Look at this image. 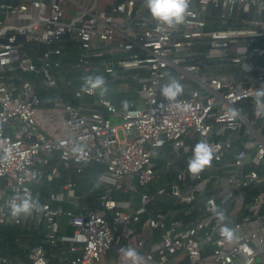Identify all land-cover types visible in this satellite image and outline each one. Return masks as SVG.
Here are the masks:
<instances>
[{
    "label": "built area",
    "instance_id": "2783aa9c",
    "mask_svg": "<svg viewBox=\"0 0 264 264\" xmlns=\"http://www.w3.org/2000/svg\"><path fill=\"white\" fill-rule=\"evenodd\" d=\"M68 1L77 11L70 19ZM7 6L11 10L0 16V224L31 222L43 231L42 242L31 247V263L49 264L48 248L67 241L68 264H100L110 250L117 264H131L120 252L127 247L143 264H166L178 255L188 264H259L264 190L251 201L247 190L264 183V134L239 103L256 116L264 112L254 99L264 90V0H189L185 21L175 28L153 18L146 0H93L89 6L77 0H19ZM10 14L24 22L11 21ZM62 41L80 50L67 65L65 49L56 45ZM23 42L48 47L33 54L21 49ZM64 68L76 73L64 85L72 87L76 104L58 91ZM102 71L112 81L136 83L139 98L116 104L85 83ZM183 75L190 78L181 83L186 94L167 101L161 87ZM42 92L53 104L44 103ZM86 97L94 98L92 108L83 103ZM200 141L212 149L211 167L195 176L180 167L171 185L153 193L139 189L173 164L169 159L158 167L154 157L168 152L192 157ZM55 159L77 171L92 159L106 164L96 180L103 186L96 202L84 204L72 180L42 196L46 181L60 175ZM209 180L214 185L200 218L185 223L159 212L139 233L150 201L192 203ZM113 189L129 193L127 201L114 199ZM18 194L30 195L39 208L13 216ZM133 195L139 196L137 208L131 207ZM238 204L239 218L227 217V206ZM213 208L226 220L219 221ZM62 216L72 235L61 233ZM225 226L231 239L221 234ZM0 262L14 260L0 257Z\"/></svg>",
    "mask_w": 264,
    "mask_h": 264
},
{
    "label": "trees",
    "instance_id": "16d2710c",
    "mask_svg": "<svg viewBox=\"0 0 264 264\" xmlns=\"http://www.w3.org/2000/svg\"><path fill=\"white\" fill-rule=\"evenodd\" d=\"M56 45H61L64 49H67L68 47L67 42L66 44L59 43ZM21 46L22 50H28L30 53L36 54L42 52L48 47L45 43L35 42H23ZM63 63L65 65V60H63ZM24 76L27 78L32 77V75L29 73H24ZM75 76V72L70 71L68 68H64V74L60 75L58 78V91H60L59 93L61 94L63 100L69 101L74 104L78 103V100L72 97V87L68 86L67 88H65L64 85L68 80L74 78ZM93 76H103L105 80L109 78V74L104 71L95 72L93 73ZM42 95H44V97L46 98L44 100L45 104H53L54 100L51 95H47L46 92H42ZM103 95L106 97L109 95L108 89ZM239 106L248 111V115L250 118L256 119V122L254 124L256 126H260L264 134V115H261L259 117L256 116L255 112L248 110L247 103H239ZM58 152L59 151H57V153ZM169 158L172 159L173 164L167 169V171L161 172L158 176H155L153 180L145 187L138 185L139 189H144L149 193H153L157 188L163 185H171L175 180L176 171L178 168H188V165L184 164V161L182 162V160L173 159V155H167L165 157H162V155H158L153 158V161L156 163V166L161 167ZM54 163L58 164L60 168V175L53 178L52 180L46 181L45 190H42L43 197L47 194V191H59L69 180H72L76 183L77 192L83 196V201L89 200L91 202H95L99 195H101L103 186L99 183L97 184L95 178L106 171L107 166L105 163L92 159L82 164L81 171H77L75 168L66 169L61 162H57V159H55ZM91 188H94V190L91 191ZM261 190H264V183L261 186H253L249 188L247 190V194L250 199L249 201H251L253 197L256 196ZM111 196L116 200H122L128 199L129 193L124 192L122 189H113ZM207 196L208 193L205 192L198 196V198L192 203L175 202V200L173 199L165 201L162 198H155L147 204L145 210L142 212L139 225L145 223L146 219L149 216H155L159 212L163 214H170L171 218L181 220L185 223L200 218L203 215L202 207ZM62 205L66 208H70L69 205L65 202L62 203ZM61 226L62 234H73V227L68 223L67 218L62 220ZM42 240L43 235L41 233V230L36 228L31 222H25L21 225L0 224V257L13 259V264H32L29 258L31 247L34 244L41 243ZM68 243L69 242L67 241L58 242L59 246H61L62 248H66L64 249L65 251L69 249ZM48 250L50 258L49 264H68L67 261L61 262L60 258L56 257V253L60 252L59 247L54 246L51 249L48 248ZM68 253L70 252L68 251ZM0 264L3 263L0 262ZM182 264H188V259H183Z\"/></svg>",
    "mask_w": 264,
    "mask_h": 264
},
{
    "label": "clouds",
    "instance_id": "9594fccd",
    "mask_svg": "<svg viewBox=\"0 0 264 264\" xmlns=\"http://www.w3.org/2000/svg\"><path fill=\"white\" fill-rule=\"evenodd\" d=\"M146 5L153 18L169 28H175L185 21L189 0H146ZM85 83L90 84L92 88L101 89V95L107 91L103 76L87 77ZM160 90L162 96L169 102L175 101L178 96L183 94V86L175 79H171ZM262 98H264V90L258 91L254 97L258 105L264 104ZM235 114L233 112V115ZM261 115H264V112H257L258 117ZM212 159L213 152L210 145L205 141L198 142L194 148L193 156L188 161L189 172L194 176L198 175L206 167H211ZM15 199L19 202L11 205L13 216L31 214L33 208H39L38 201L33 202L30 195L20 196L18 194ZM212 211L219 221L226 220L222 210L213 208ZM221 234L228 239L232 238V232L226 226L222 228ZM120 252L126 260L131 261V264H143V257L135 249L131 247L121 248Z\"/></svg>",
    "mask_w": 264,
    "mask_h": 264
},
{
    "label": "crops",
    "instance_id": "0c3cea01",
    "mask_svg": "<svg viewBox=\"0 0 264 264\" xmlns=\"http://www.w3.org/2000/svg\"><path fill=\"white\" fill-rule=\"evenodd\" d=\"M52 1H54V0H52ZM60 1L63 2V0H60ZM77 1L83 3L86 6H89L93 0H77ZM66 7H67L66 8V10H67V18L70 19V17L72 15L76 14L77 11L75 10V5L72 2L68 1L66 3ZM31 11L32 12L33 11L36 12L33 9H31ZM4 14H5V11L0 12V16H3ZM10 20L11 21H15L16 20V22H19V23H23L24 22V19L16 18V16L13 15V14H10ZM60 43L66 44L65 41H62ZM79 52H80V50H79L78 47H75V46L70 47V46H68L67 49H65V53L63 55V60H65V65L69 64L68 63L69 61L71 62L75 57H77L79 55ZM33 54H36V53H33ZM176 80L178 81V79H176ZM105 82H106L105 86L108 89V93H109V95L107 97L112 99L116 104H119L122 101L127 100V99H138L139 98V91L137 90L138 85L136 83H131V82L126 83V82H123V81L118 80V79L112 81L110 75H109V78L107 80H105ZM181 83H183V82H180V84ZM185 94H186V90H185V88H183V94L182 95H185ZM93 99L94 98H92V97H86L83 100V103L86 104L87 108H92L93 107V105H92L93 104ZM107 114H109V113H107ZM111 118L113 120H118V117H115V116H112ZM167 155H169V156L173 155V159L182 160V162L184 161V164H186V165H188V161L191 158L190 154L181 153L179 156H177L175 153H172V152L171 153L168 152L166 154H162V157H165ZM169 159H167V160H169ZM226 168L230 169L231 166L228 165V166H226ZM97 178H95V181L97 180ZM133 182H134V180H132V183ZM213 185H214V183L211 180H209L206 183V185H205V192L210 193V191L213 188ZM84 199H85V197H84ZM119 201L126 202L127 199H122V200H119ZM83 202H84V204H87L88 202H91V201L84 200ZM67 204L69 205V207H72V205L70 203H67ZM139 206H140L139 196L138 195H133L131 207H133V208L136 207L137 208ZM241 208H242V206L240 204H238L236 206H232V208H231V206H227L225 213H227L226 214L227 217H232L233 219H237V218H239V214L236 213V211L240 210ZM260 211L264 212V209L260 207ZM65 218H67V217L66 216H62L61 223H62V220L65 219ZM138 228L140 230V232H139L140 234L145 233L147 231V227H146L145 223H143L142 225L138 224ZM41 233L43 235V231H41ZM68 244L70 245V243H68ZM56 247L60 248V252L56 253V257H59L61 262H64V261L68 262V258L70 257L71 252L69 251L70 253H68V250L65 251L64 249H66V248H64V247L62 248L61 246H59V244H57ZM68 254H70V255H68ZM53 256H54V254H53ZM262 257H259V264H264V261H263ZM183 259H185V257L183 255H178L175 258H173L170 261H168L166 264H182V260ZM100 264H117L115 252L113 250L108 251L105 255L102 256V258L100 260Z\"/></svg>",
    "mask_w": 264,
    "mask_h": 264
},
{
    "label": "water",
    "instance_id": "95a60500",
    "mask_svg": "<svg viewBox=\"0 0 264 264\" xmlns=\"http://www.w3.org/2000/svg\"><path fill=\"white\" fill-rule=\"evenodd\" d=\"M18 1L19 0H0V4L4 5V6H0V12L11 10V7H8L7 5L10 4L11 6H15L18 4ZM132 180H134V179H132ZM262 259L264 261V254H263Z\"/></svg>",
    "mask_w": 264,
    "mask_h": 264
},
{
    "label": "rangeland",
    "instance_id": "374dc122",
    "mask_svg": "<svg viewBox=\"0 0 264 264\" xmlns=\"http://www.w3.org/2000/svg\"><path fill=\"white\" fill-rule=\"evenodd\" d=\"M177 79H178V81H180V82H186V81H189L190 80V78L189 77H187V76H178L177 77ZM122 182V185H126V181L125 180H123V181H121Z\"/></svg>",
    "mask_w": 264,
    "mask_h": 264
}]
</instances>
